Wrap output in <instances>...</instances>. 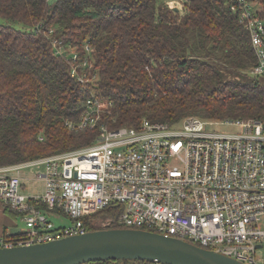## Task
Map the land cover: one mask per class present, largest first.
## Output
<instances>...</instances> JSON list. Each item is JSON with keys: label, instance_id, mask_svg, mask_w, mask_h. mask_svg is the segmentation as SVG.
<instances>
[{"label": "trees", "instance_id": "trees-1", "mask_svg": "<svg viewBox=\"0 0 264 264\" xmlns=\"http://www.w3.org/2000/svg\"><path fill=\"white\" fill-rule=\"evenodd\" d=\"M255 1L264 19V0ZM53 38L95 47L93 86L113 103L103 115L110 127L188 115L264 118V77L249 72L256 61L250 32L229 0H186L181 12L160 0H0V166L77 149L97 135L66 124L89 92ZM119 215L110 205L82 219L89 229L107 220L116 227Z\"/></svg>", "mask_w": 264, "mask_h": 264}, {"label": "built area", "instance_id": "built-area-1", "mask_svg": "<svg viewBox=\"0 0 264 264\" xmlns=\"http://www.w3.org/2000/svg\"><path fill=\"white\" fill-rule=\"evenodd\" d=\"M160 1L180 11L186 0ZM229 4L250 32L256 61L249 72L264 77V19L257 3ZM52 43L89 92L78 118L66 120L68 128L98 132L89 145L0 166V202L27 224L26 231L0 236V246L84 233L91 229L83 216L114 205L121 227L157 231L246 264H264V118L188 115L175 123L144 118L110 127L103 115L113 103L93 86L99 76L93 44L58 38ZM30 164H44L36 177L45 184L41 194L23 191L20 170ZM48 214H64L72 223L57 226ZM98 224L115 227L111 220Z\"/></svg>", "mask_w": 264, "mask_h": 264}, {"label": "water", "instance_id": "water-1", "mask_svg": "<svg viewBox=\"0 0 264 264\" xmlns=\"http://www.w3.org/2000/svg\"><path fill=\"white\" fill-rule=\"evenodd\" d=\"M19 231V227L11 228V232ZM105 259H141L163 264H246L187 239L121 226L91 229L33 244L0 246V264H82Z\"/></svg>", "mask_w": 264, "mask_h": 264}, {"label": "rangeland", "instance_id": "rangeland-1", "mask_svg": "<svg viewBox=\"0 0 264 264\" xmlns=\"http://www.w3.org/2000/svg\"><path fill=\"white\" fill-rule=\"evenodd\" d=\"M179 2V0H176L172 2V4ZM176 6V5H174ZM178 6V5H177ZM176 10V9H174ZM178 11V10H176ZM182 10H180L181 12ZM44 170V164H30L25 167H23L21 171V176L24 179V190L26 194H41L44 192L45 189V184L43 179H38L37 174L39 172H43ZM4 205L1 204L0 202V218L3 215L2 212H4ZM10 215V214H8ZM12 218L13 223L21 228V230L26 231L27 230V224L25 220L20 215H10ZM49 218L57 225H69L72 223V219L64 214H48Z\"/></svg>", "mask_w": 264, "mask_h": 264}, {"label": "crops", "instance_id": "crops-1", "mask_svg": "<svg viewBox=\"0 0 264 264\" xmlns=\"http://www.w3.org/2000/svg\"><path fill=\"white\" fill-rule=\"evenodd\" d=\"M2 204V203H1ZM3 205V204H2ZM3 214H6V215H3L1 218H0V236L6 234L7 232H10L11 231V228H14V227H17L13 221H12V218L10 215H8L5 211L2 212Z\"/></svg>", "mask_w": 264, "mask_h": 264}]
</instances>
